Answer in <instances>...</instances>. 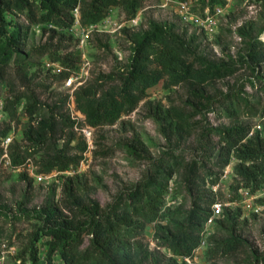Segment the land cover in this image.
Masks as SVG:
<instances>
[{
    "label": "trees",
    "instance_id": "1",
    "mask_svg": "<svg viewBox=\"0 0 264 264\" xmlns=\"http://www.w3.org/2000/svg\"><path fill=\"white\" fill-rule=\"evenodd\" d=\"M142 1L0 0V80L9 67L19 69L28 77V72L39 66L45 56L51 62L60 63L65 69L61 77H70L81 61V54L63 55L60 47L66 38V31H70L75 24L76 9H79L81 24L92 26L106 18L109 11L116 7L122 8L128 17L135 16ZM199 2L203 8L208 6L214 9L225 6L227 0ZM14 13L24 15L31 26L48 27L43 29L44 33L50 34L49 43L32 54L26 53L21 45V28L9 32L11 22L8 21L7 14ZM239 33L244 39L249 38L247 30L240 29ZM60 35V44L51 46L53 40ZM73 38L71 34L70 39ZM131 39L134 47L129 65L120 70L117 76H100L97 83L103 87L105 83L118 80V87L110 88L100 97H97L99 91L94 86L81 88L76 93V105L85 115L87 125L92 128L115 124L122 115L132 112L146 92L166 76L174 86L206 84L232 77L241 69L239 64L245 65L253 76L250 80L252 87H257L264 96V54L258 50L259 45L264 48L262 42L258 45V41L255 43L250 40L249 49L245 56H241V62L230 64L226 61L210 62L197 57L192 50L197 37L193 35L187 40L186 35L175 31L174 25L167 26L152 21L146 32L132 34ZM229 100L228 107L224 110L229 118L240 116L242 109L252 115L264 117V104L256 109L251 101L240 95L232 96ZM60 108L57 105L45 109V105L37 97L29 95H17L12 101L7 99L3 106L0 104V140L7 137L10 131V124L6 122L3 123L6 127L2 128V114L13 121L20 112L27 119L23 135L28 145L21 148L23 154L14 158L15 167L39 153H44L39 164L41 172L45 174L55 169L67 170L79 164L82 156H71L70 147L76 139L74 133L62 149L54 142L60 131H73L77 125L70 115H59L57 112ZM176 119L180 121L182 118L177 116ZM178 126L175 125L176 128ZM209 133L218 138V147L212 148L213 156H203V159H207L206 162L193 160L185 165L179 156L164 153L166 158L154 163L152 172L147 173L129 190L122 192L107 208H102L97 200L88 196L78 200V183L76 184L75 179H69L64 186V193L74 201L67 206L69 214L66 215L55 204L53 191V197L48 200L46 208L37 215L38 219L43 220L46 230L35 236V242H39L43 236L50 238L46 242V264H55L56 255H60L64 264H145L147 261L161 264L159 255L150 252L142 239L147 227L153 223H157L155 240L158 247L171 253L167 264H187L178 258H193L194 252L201 245L204 224L216 201V196L209 187L218 184L224 169L236 161L232 174L242 180L243 186L238 184L235 189L249 188L256 193L264 184V126L262 131L252 132L251 126L237 124L211 129ZM78 148L84 154L86 142L79 144ZM129 149L136 153L131 147ZM182 168L185 170L183 183L192 199L191 206L188 210H183L180 206L164 210L170 182ZM24 176L22 179L27 180V174ZM29 185L32 186V182ZM240 217V209L226 208L216 221V233L214 228V234L208 240L209 260L227 258L243 249L244 241L236 234ZM86 238H89V245L83 248ZM35 242L30 257L32 264L39 262ZM257 261V264H264V257L257 258Z\"/></svg>",
    "mask_w": 264,
    "mask_h": 264
},
{
    "label": "rangeland",
    "instance_id": "2",
    "mask_svg": "<svg viewBox=\"0 0 264 264\" xmlns=\"http://www.w3.org/2000/svg\"><path fill=\"white\" fill-rule=\"evenodd\" d=\"M177 1L179 0H143L138 12L132 17H128L120 7L112 8L108 16L97 23V29L85 33L84 45L81 37L66 31L60 53L81 54V61L72 75L76 85L83 81V86L73 93V89L66 86V77L44 68L45 62L49 61V57L45 56L38 61L39 66L28 72V77L17 68L7 69L4 78L0 80V102L5 104L7 99L12 101L17 95L35 96L45 105V109L61 106L57 113L68 117L71 114L68 103L72 93L76 99V93L81 88L94 86L99 91L97 97H100L103 92L120 85L118 80L105 83L103 87L97 83L100 76H117L120 70L129 65L134 47L131 35L146 32L152 21L167 26L174 25L175 31L186 35L187 40L195 35L197 39L192 50L197 57L210 62L239 64L241 56H245L249 49L250 40L255 43L258 41V45L260 42L264 43V1L227 0V11L219 18L218 30L212 36L181 22L176 11ZM193 3L195 12L200 15L208 8L213 10L208 6L203 8L199 0H193ZM134 18L137 25L131 22ZM7 19L11 22L9 32L21 28V45L26 53L32 54L49 43L50 34L44 33L43 29L48 27L31 26L22 14H7ZM240 29L249 32L248 39L241 37ZM71 34L73 39H70ZM60 40L61 35L50 45L55 47L60 44ZM258 48L264 54V48L261 45ZM239 66L241 69L234 76L206 84L174 86L168 76L164 77L158 85L146 92L132 112L122 115L113 125L93 128L94 148L88 151L86 149L85 155L78 148L85 140L75 128L73 131H60L57 141H54L58 148L62 149L74 133L76 139L70 147L71 156L81 155L82 158L77 165H81V173L72 178L60 175L59 179L56 178L57 183H40L28 172V169H33L36 175L45 174L41 172L39 164L44 153L28 158L31 160L28 165V159L21 166L13 165L14 158L23 154L21 148L28 145L23 135L27 119L20 112L13 121L2 114L1 122L10 124L9 134L12 137L8 159H3L4 150L0 146V248L6 244L13 250L7 264H32L30 257L35 236L46 230L43 220L38 219L37 215L46 208L48 200L53 197V191L55 204L64 210V214H69L67 206L74 201L64 193V186L69 179H75L76 184L78 183V200L88 196L97 200L102 208H107L122 192L129 190L147 173L152 172L154 163L166 158L164 153L179 156L185 165L193 160L206 162L207 159H203V156H213L212 148L218 147V138L211 136L209 130L245 124L252 127V132H256L259 126L263 127L264 117L252 115L246 109H242L240 116L236 118H229L224 113L228 107L227 102L231 100L229 98L235 95L248 99L256 109L264 104V96L250 83L253 79L250 69L245 65ZM24 102L25 100L23 104ZM77 111L81 112L78 107ZM177 116L182 119L178 121ZM4 124L2 128L6 127ZM176 124L179 125L178 128L175 127ZM129 147L136 153H132ZM8 161L11 166L6 164ZM235 164L234 160L231 164L232 172ZM208 166L211 167L210 164ZM71 168L62 172L71 171ZM214 171L219 172L218 169ZM184 172L182 168L170 185L173 187V199L179 202L183 210H188L192 199L183 183ZM25 174L28 176L27 180L22 179ZM30 182L32 186L29 185ZM238 184L243 186L242 180L231 174L221 186L219 199L226 201V192L229 190L232 200H239L242 187L235 189ZM255 194L259 198L257 204L262 207L260 214H250L233 207L241 210L236 234L244 241L243 249L227 258L209 260L206 245L196 254L191 264H257V258L264 257V184ZM156 225L157 223L149 225L142 239L150 252L159 255L161 264H167L171 253L158 247L155 240ZM216 230L215 227V233ZM49 239L43 236L39 242H35L39 252L38 264H46V242ZM88 245L89 238H86L83 248ZM54 263L64 264L60 255L54 257ZM145 264L153 263L147 261Z\"/></svg>",
    "mask_w": 264,
    "mask_h": 264
},
{
    "label": "built area",
    "instance_id": "3",
    "mask_svg": "<svg viewBox=\"0 0 264 264\" xmlns=\"http://www.w3.org/2000/svg\"><path fill=\"white\" fill-rule=\"evenodd\" d=\"M176 8H177V15L181 22L184 24L196 28L199 32L207 35V36H212L214 35L217 30H218V22L219 18L223 16L228 8V5L226 6H217L213 10L211 9H206L203 14H198L194 10V3L193 0H186V1H177L176 2ZM76 21L73 27L70 29L71 33L77 37H81V43L82 45L85 44L86 39H85V33L91 32L95 29L98 28L97 24L92 25V26H83L80 22V13L79 9H76L74 12ZM131 22L134 25H137V20L134 18L131 20ZM44 68L48 70L49 72L53 74H61L65 69L61 66L60 63H55L51 61H47L44 64ZM78 80V79H77ZM66 86L73 89L74 91L80 87L83 86V81L78 82V86L75 83V77L74 75H71L70 77L67 78L66 80ZM72 93L70 97V101L68 103V107L71 110V118L75 122H77L76 125V130L80 135L83 136L86 144H87V151L92 150L94 148V138H93V128L87 125L86 123V117L83 115L81 112L77 111V106L75 102V96ZM1 106H3V103L0 102ZM259 131L263 130L262 126L258 127ZM12 142V137L11 134H9L5 138H1L0 140V146L4 150V155L3 159H8V149L10 147V144ZM85 155V153H84ZM31 160L28 159L29 164ZM6 164L11 166V162L8 161ZM83 164V163H81ZM231 166H228L227 168L224 169L221 179L219 180L218 184L211 186L210 185V190L213 192V194L216 196V201L212 206L211 209V214L206 223L204 224V231L202 235V241L201 245L199 246L198 249L194 252V257L193 258H178L179 261L185 262L187 264H191L192 261L195 260L196 254L200 252L206 245H208V240L209 238L214 234V228H215V223L216 221L222 216L224 210L226 208L233 209V207H238L241 208L245 211H248L250 214L258 215L262 212V207L257 204L258 201V195L253 193L249 188H242L241 194H240V199L235 200L233 196L231 195V192L228 190L226 192V195L228 199L226 201H221L219 199V193L221 191V186L224 183L225 180L228 179V177L231 176L233 173L231 170ZM21 169V168H19ZM72 170H68L65 172H62L60 170L55 169L56 171H52L48 174H41V175H36L33 169H28V172L35 177V179L38 182L46 183V182H55L57 183L56 178H60V175H66L69 178H72L76 176L77 173H81V165L77 166L75 169L71 168ZM54 184V183H53ZM176 206H180L179 202H177L175 199H173V187L170 185L168 188V193L167 197L165 200V205H164V210L166 208H173ZM13 254V250L8 247V245L4 244L2 245V248H0V264H7L8 258L10 255Z\"/></svg>",
    "mask_w": 264,
    "mask_h": 264
}]
</instances>
